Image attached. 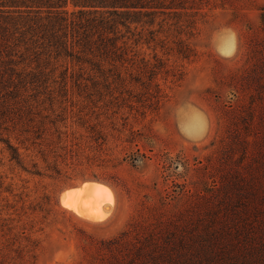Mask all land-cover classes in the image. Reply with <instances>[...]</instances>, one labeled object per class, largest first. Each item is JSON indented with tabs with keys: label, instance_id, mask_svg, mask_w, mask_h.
<instances>
[{
	"label": "rangeland",
	"instance_id": "obj_1",
	"mask_svg": "<svg viewBox=\"0 0 264 264\" xmlns=\"http://www.w3.org/2000/svg\"><path fill=\"white\" fill-rule=\"evenodd\" d=\"M184 13L190 26L164 15L143 37L138 22L124 28L128 60L111 71L53 56L22 63L27 72L41 64L20 87L40 104L33 124L43 137L6 135L41 174L0 140V264H100L104 241L137 218H168L156 224L160 264H264V0H194ZM225 26L238 34L231 57L216 50ZM143 57L157 68L153 80L141 73ZM43 148L56 150L48 161ZM87 180L115 193L104 220L61 202Z\"/></svg>",
	"mask_w": 264,
	"mask_h": 264
},
{
	"label": "trees",
	"instance_id": "obj_2",
	"mask_svg": "<svg viewBox=\"0 0 264 264\" xmlns=\"http://www.w3.org/2000/svg\"><path fill=\"white\" fill-rule=\"evenodd\" d=\"M71 4L73 9L69 7ZM190 8H194V0H0V140L7 142L11 158L26 170L41 174L37 162L34 170L27 168L20 147L6 135L8 131L18 130L19 134L33 132L35 138L43 137L41 125L33 124V113L40 104L29 100L30 96L24 97L20 87L26 79L23 73L30 67L28 64L20 67L26 58L34 55L37 64L39 59L46 61L52 56L68 58L73 69L79 66L80 70L90 72L111 71L117 68V61L128 60L124 57L129 43L124 39V28L129 31L131 25L138 22L142 25L139 33L143 37L146 25H154L164 15L177 17L178 27L186 22L190 26L188 18H182ZM165 20L166 17H162L158 21L161 27ZM150 32L151 39H156V30ZM182 42L185 46L180 51L188 57L191 46L186 40ZM143 63L141 73L149 75L151 80L156 78V66V69L150 68L145 57ZM40 66L31 65L33 71L27 73L42 72ZM72 150L65 153L66 159L69 155L74 157ZM38 151L48 161L56 150ZM166 158H170L168 154ZM52 169L60 173L58 166ZM3 184L0 175V188ZM157 219L153 222L137 218L118 235L105 240L104 247L110 254L100 264H160L163 231L156 224L167 222L168 218ZM0 220H7L2 208Z\"/></svg>",
	"mask_w": 264,
	"mask_h": 264
},
{
	"label": "bare ground",
	"instance_id": "obj_3",
	"mask_svg": "<svg viewBox=\"0 0 264 264\" xmlns=\"http://www.w3.org/2000/svg\"><path fill=\"white\" fill-rule=\"evenodd\" d=\"M114 201L115 193L111 186L96 180L65 188L61 195L65 207L93 221L107 218Z\"/></svg>",
	"mask_w": 264,
	"mask_h": 264
},
{
	"label": "clouds",
	"instance_id": "obj_4",
	"mask_svg": "<svg viewBox=\"0 0 264 264\" xmlns=\"http://www.w3.org/2000/svg\"><path fill=\"white\" fill-rule=\"evenodd\" d=\"M238 48V34L230 26L219 30V42L217 52L224 57L233 56Z\"/></svg>",
	"mask_w": 264,
	"mask_h": 264
}]
</instances>
